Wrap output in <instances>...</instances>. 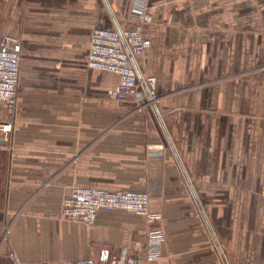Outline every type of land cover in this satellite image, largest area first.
Segmentation results:
<instances>
[{"label": "crops", "instance_id": "obj_1", "mask_svg": "<svg viewBox=\"0 0 264 264\" xmlns=\"http://www.w3.org/2000/svg\"><path fill=\"white\" fill-rule=\"evenodd\" d=\"M132 1L107 0L121 30ZM148 7L135 64L174 151L145 96L109 100L119 77L86 66L91 31L115 30L103 0H0V37H20L23 57L14 113L0 104V264L143 251L140 214L66 221L73 187L148 194L164 235L148 264H263L264 0Z\"/></svg>", "mask_w": 264, "mask_h": 264}, {"label": "built area", "instance_id": "obj_2", "mask_svg": "<svg viewBox=\"0 0 264 264\" xmlns=\"http://www.w3.org/2000/svg\"><path fill=\"white\" fill-rule=\"evenodd\" d=\"M148 1H132V28L120 29V34L116 30L100 28L91 31L86 66L119 77L117 85L107 93L110 99L133 98L138 91L152 93L154 89L155 79L142 77L139 80L130 58L132 56L135 60L137 55L150 46V41L142 35V27L151 22ZM20 51L19 39L8 35L0 37V104L4 105L9 114L14 113L16 106ZM9 131L10 124L0 123V141L8 140ZM100 210H121L142 215L146 224L143 251L130 255L126 247H120L116 252L102 249L96 258L77 259L66 264H148L160 259L164 240L163 231L158 224L160 215L150 210L146 192H110L73 187L61 205V215L69 222L91 224Z\"/></svg>", "mask_w": 264, "mask_h": 264}, {"label": "water", "instance_id": "obj_3", "mask_svg": "<svg viewBox=\"0 0 264 264\" xmlns=\"http://www.w3.org/2000/svg\"><path fill=\"white\" fill-rule=\"evenodd\" d=\"M103 2H104V4H105V7H106V9H107L109 15H110V18H111V20H112V23H113V25H114L115 30L120 34V31H121V30H120V28H119V25H118V23H117V21H116V19H115V16H114V14H113V12H112V10H111V8H110V6H109L107 0H103ZM125 47H126V45H125ZM126 50H127V52H128L127 47H126ZM130 58H131V61H132V63H133V66H134V69H135V71H136V74H137L138 79H139V80H142V76H141V74H140V72H139V70H138V68H137V66H136V64H135V60H134V58H133L132 56H130ZM137 96H138V97H143V96H145V97L147 98V101H148L149 105L152 107V109H153L154 112L156 113V115H157V117H158V119H159V122L161 123V126H162V128H163V131L165 132V135H166V137H167V139H168V141H169V144H170L171 148L173 149V146H172V144H171V142H170V140H169V138H168V136H167V133H166V131H165V128H164V126H163L162 120H161V118H160V116H159V114H158V112H157L156 107H155V103H154V100H153V97H152V93H149V92H146V91H145V92L141 91V92H139V93L137 94ZM173 151H174V149H173ZM176 157H177V156H176ZM188 185H189V187L191 188V191H192V193H193V195H194V198H195V200H196V202H197V204H198V206H199L198 200H197V198H196V196H195V193H194V191H193V189H192V186L190 185L189 182H188ZM199 207H200V206H199ZM215 243H216V241H215ZM216 245H217V243H216ZM217 248H218V250H219V252H220V254H221V257H222V259H223V262L225 263V260H224V258H223V255H222V253H221V251H220L218 245H217ZM225 264H226V263H225Z\"/></svg>", "mask_w": 264, "mask_h": 264}, {"label": "rangeland", "instance_id": "obj_4", "mask_svg": "<svg viewBox=\"0 0 264 264\" xmlns=\"http://www.w3.org/2000/svg\"><path fill=\"white\" fill-rule=\"evenodd\" d=\"M29 33H31V32H29ZM29 35L31 36V34H29ZM30 36H29L30 40H29V42L27 43V48H28V49L34 47V46H33L34 44L32 43V41H33L32 39H33V38L30 37ZM18 38H19L20 41H21V38H20V37H18ZM46 45H47V42H46V40H44V44H43V46L47 47ZM21 46H22V41H21ZM30 53H31V52H30ZM30 53H29V54H30ZM22 58H23V57H22V50H21L20 61L22 60ZM107 93H108V92H107ZM107 98H108L109 100H111V101H118V100L110 99V98L108 97V95H107ZM128 99H129V98H128Z\"/></svg>", "mask_w": 264, "mask_h": 264}]
</instances>
